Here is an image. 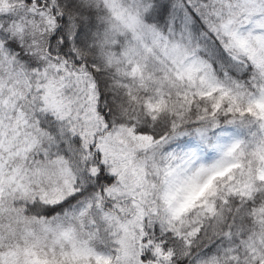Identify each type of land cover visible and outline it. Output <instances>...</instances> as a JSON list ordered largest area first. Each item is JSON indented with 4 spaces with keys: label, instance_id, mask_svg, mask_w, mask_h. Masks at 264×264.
Segmentation results:
<instances>
[{
    "label": "snow or ice",
    "instance_id": "6c2138e0",
    "mask_svg": "<svg viewBox=\"0 0 264 264\" xmlns=\"http://www.w3.org/2000/svg\"><path fill=\"white\" fill-rule=\"evenodd\" d=\"M0 264H264V0H0Z\"/></svg>",
    "mask_w": 264,
    "mask_h": 264
}]
</instances>
